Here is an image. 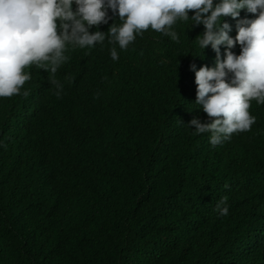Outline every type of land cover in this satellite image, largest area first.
Listing matches in <instances>:
<instances>
[{
  "label": "trees",
  "instance_id": "16d2710c",
  "mask_svg": "<svg viewBox=\"0 0 264 264\" xmlns=\"http://www.w3.org/2000/svg\"><path fill=\"white\" fill-rule=\"evenodd\" d=\"M108 15L90 31L121 23ZM186 43L149 29L120 49L106 35L56 74L63 97L0 98V264L264 261V104L212 146L188 126L209 117ZM82 93L100 108L82 113Z\"/></svg>",
  "mask_w": 264,
  "mask_h": 264
},
{
  "label": "clouds",
  "instance_id": "9594fccd",
  "mask_svg": "<svg viewBox=\"0 0 264 264\" xmlns=\"http://www.w3.org/2000/svg\"><path fill=\"white\" fill-rule=\"evenodd\" d=\"M109 9L121 23L107 33L90 31L108 23ZM149 29L187 42L183 58L197 85L195 103L209 117H193L188 126L211 133L212 146L249 131L256 121L251 101L264 104V0H0V98H61L56 74L79 50L97 52L106 35L126 49ZM210 46L214 52L205 63L188 57ZM110 55L119 58L116 47ZM79 102L82 113L101 106L84 93ZM216 207L228 214L226 206Z\"/></svg>",
  "mask_w": 264,
  "mask_h": 264
}]
</instances>
